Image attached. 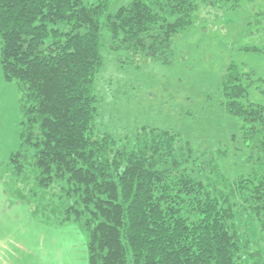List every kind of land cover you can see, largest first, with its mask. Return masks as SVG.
Returning a JSON list of instances; mask_svg holds the SVG:
<instances>
[{"label": "trees", "instance_id": "1", "mask_svg": "<svg viewBox=\"0 0 264 264\" xmlns=\"http://www.w3.org/2000/svg\"><path fill=\"white\" fill-rule=\"evenodd\" d=\"M111 2L0 0V62L17 81L22 115L8 183L54 224L82 225L88 264H245V255L264 264V103L249 98L256 70L232 60L222 77V103L253 163L235 176L219 163L227 145L201 149L149 125L123 143L98 130L95 85L102 47L170 64L201 4L248 9L258 24L264 0H130L116 11Z\"/></svg>", "mask_w": 264, "mask_h": 264}, {"label": "rangeland", "instance_id": "2", "mask_svg": "<svg viewBox=\"0 0 264 264\" xmlns=\"http://www.w3.org/2000/svg\"><path fill=\"white\" fill-rule=\"evenodd\" d=\"M129 1L112 0L110 10ZM254 19L248 9L229 12L201 4L196 21L175 39L170 64L102 47L104 61L95 82L100 95L97 129L116 136L119 143L143 125L174 129L201 149L227 145L230 155L219 158L227 174L250 171L253 163L247 159L239 119L227 112L221 88L233 60L256 70L261 79L249 87V98L264 103V51L243 48L264 45V18L258 24ZM19 98L17 81L5 76L0 62V264H88V233L82 225L54 224L51 215L36 211L8 183V162L21 144ZM244 259L253 264V258Z\"/></svg>", "mask_w": 264, "mask_h": 264}]
</instances>
